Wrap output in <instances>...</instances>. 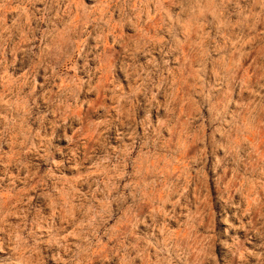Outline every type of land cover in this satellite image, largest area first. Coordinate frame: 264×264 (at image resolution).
I'll use <instances>...</instances> for the list:
<instances>
[{
	"label": "rangeland",
	"instance_id": "rangeland-1",
	"mask_svg": "<svg viewBox=\"0 0 264 264\" xmlns=\"http://www.w3.org/2000/svg\"><path fill=\"white\" fill-rule=\"evenodd\" d=\"M0 264H264V0H0Z\"/></svg>",
	"mask_w": 264,
	"mask_h": 264
}]
</instances>
